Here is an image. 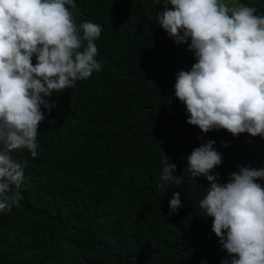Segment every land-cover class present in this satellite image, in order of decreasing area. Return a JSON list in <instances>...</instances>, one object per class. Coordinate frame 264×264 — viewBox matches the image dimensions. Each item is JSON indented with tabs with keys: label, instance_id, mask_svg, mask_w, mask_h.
Here are the masks:
<instances>
[{
	"label": "trees",
	"instance_id": "trees-1",
	"mask_svg": "<svg viewBox=\"0 0 264 264\" xmlns=\"http://www.w3.org/2000/svg\"><path fill=\"white\" fill-rule=\"evenodd\" d=\"M75 2L77 26L102 25V70L53 93L36 157L13 153L27 161L26 179L19 206L0 213V264H220L227 253L199 207L209 182L183 173L187 157L215 140L222 164L214 172L226 182L239 166L264 167V139L186 122L174 84L195 58L156 23L167 0ZM241 2L264 13V0ZM164 153L179 186L160 179ZM173 192L182 207L167 215Z\"/></svg>",
	"mask_w": 264,
	"mask_h": 264
},
{
	"label": "clouds",
	"instance_id": "clouds-1",
	"mask_svg": "<svg viewBox=\"0 0 264 264\" xmlns=\"http://www.w3.org/2000/svg\"><path fill=\"white\" fill-rule=\"evenodd\" d=\"M163 6L156 23L195 58L174 84L186 122L202 133L223 129L264 139V13L241 0H167ZM70 9H77L75 0H0V213L22 199L27 161L13 153L26 148L37 156L42 108L50 113L54 92L102 70L95 59L102 25L84 20L77 26ZM215 143L193 148L183 173L209 182L199 207L227 253L220 264H264V185L258 182L264 167L239 166L221 182ZM162 164L161 181L181 185L165 153ZM168 203L167 215L177 214L180 193Z\"/></svg>",
	"mask_w": 264,
	"mask_h": 264
}]
</instances>
